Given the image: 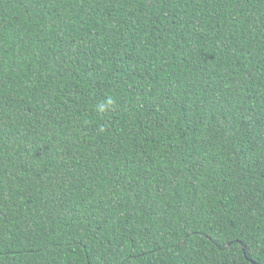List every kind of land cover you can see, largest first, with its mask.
Wrapping results in <instances>:
<instances>
[{
    "label": "trees",
    "instance_id": "16d2710c",
    "mask_svg": "<svg viewBox=\"0 0 264 264\" xmlns=\"http://www.w3.org/2000/svg\"><path fill=\"white\" fill-rule=\"evenodd\" d=\"M0 264H264V0H0Z\"/></svg>",
    "mask_w": 264,
    "mask_h": 264
}]
</instances>
